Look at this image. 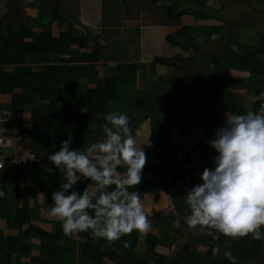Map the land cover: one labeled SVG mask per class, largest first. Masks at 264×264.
<instances>
[{"label":"crops","instance_id":"crops-1","mask_svg":"<svg viewBox=\"0 0 264 264\" xmlns=\"http://www.w3.org/2000/svg\"><path fill=\"white\" fill-rule=\"evenodd\" d=\"M235 2L253 1L0 0V19L6 17L0 48L2 39L16 33L24 35L23 45L44 34L75 40L48 54L16 52L12 46L19 47L21 40L4 49L0 73L24 82L16 83L12 94L0 90V106L14 113L13 104H24L14 113L23 128L9 151L18 167L0 171L5 193L0 197V242L8 241V260L1 259L0 251V264H175L180 254L186 257L179 264L228 260L223 247L221 255L212 256L214 239L199 228L189 229L183 221L174 227L178 217L171 205L179 216L189 214L186 190L213 167L216 153L207 141L223 126L225 113H259L264 107V63L256 62H264V30L246 25L229 33L232 15L226 12ZM248 53L255 56L245 66L231 65L235 55ZM52 69L59 70L53 85L30 76ZM50 90L52 99L63 100L42 122L35 111L50 105ZM14 95L23 98L14 102ZM113 112L128 116L146 164L180 162L183 173L162 183L142 178L138 188L128 189L140 193L152 225L147 235L136 231L112 243L93 239L91 230L65 236L62 221L47 214L60 173L48 159H40L69 137L72 149L86 152L104 139L103 125ZM160 138L174 153L169 162L151 157ZM88 183L82 179L75 188L82 192ZM128 240L133 245L125 248ZM260 240V249L237 264H255L264 257Z\"/></svg>","mask_w":264,"mask_h":264},{"label":"clouds","instance_id":"clouds-1","mask_svg":"<svg viewBox=\"0 0 264 264\" xmlns=\"http://www.w3.org/2000/svg\"><path fill=\"white\" fill-rule=\"evenodd\" d=\"M225 117L223 126L207 141L216 153L213 167L205 168L201 183L186 190L189 214L179 216L171 205L178 217L174 227L180 228L183 221L189 229L199 228L214 240L219 238L216 234L230 240L264 239V112L248 110L246 114L225 113ZM102 130L104 139L86 152L72 149L69 137L48 155L61 183L51 194L47 214L62 221L65 236L91 230L93 239L112 243L133 231L147 235L152 225L140 193L128 190L142 182L146 153L137 145L126 114L110 113ZM82 179L92 183L80 192L75 186ZM4 195L0 191V197ZM123 246L130 247L131 241H124ZM211 251L212 256H219L222 248L217 244ZM223 256L237 264L231 251L223 250Z\"/></svg>","mask_w":264,"mask_h":264},{"label":"trees","instance_id":"trees-1","mask_svg":"<svg viewBox=\"0 0 264 264\" xmlns=\"http://www.w3.org/2000/svg\"><path fill=\"white\" fill-rule=\"evenodd\" d=\"M248 1V0H247ZM252 3H250V6H252L251 4H254V10L257 11L258 6H263L264 7V0H250ZM6 20V17H3L2 19H0V29L4 26V22ZM243 28H241L242 30ZM23 34L21 33H16L12 38L10 39H2L3 40V46L0 48V62L5 60L3 59V52L4 49L9 48V46H12L13 43L20 41L19 47H13V49L16 50V52H20V53H24V54H31L33 52V50L35 49H39L41 50L43 53L48 54L51 53L52 50H56V49H64V48H68L72 43L75 42L74 39H71L69 35L67 34H63L60 35L57 38H53L50 34H44L41 36V38L39 39H33V41L30 44H26L23 45L22 43V38H23ZM253 56H255L254 54L248 53L245 55H238V56H234V60L231 61V65L232 66H236L237 63L240 64V67L242 68L243 66H245V62L247 60L252 61ZM236 59H238V62H236ZM257 63H264V62H260V61H256ZM247 63V62H246ZM236 64V65H235ZM238 64V65H239ZM251 64V63H250ZM251 69H253V67H251ZM254 70V69H253ZM59 70L57 69H52L50 73L48 74H39V73H35V74H30L31 78L34 80V78L40 79V78H44L47 80V82H49V84L53 85V80L52 79ZM260 80V79H259ZM24 80L23 78L18 79V78H14L12 74H7V73H0V90L2 91V93L4 94H12L13 91V87L14 85L23 83ZM52 82V83H51ZM54 91L50 90L49 92V100H50V105L48 106H43L40 110L35 111L38 118L44 122L46 120L49 119L50 115L53 113V109L54 107L57 106V104L59 102H61L63 99L60 100V98H56V99H52L51 96L53 94ZM23 95L20 96H15L14 95V99L13 101L15 102L16 100H19ZM13 102V103H14ZM24 104V101L22 100L21 103L16 102L15 104H13L14 106V110H15V114L16 113V108H20L22 107ZM100 113H103L102 111ZM162 141V143H161ZM53 152H50L48 155L52 154ZM48 155L43 156L40 160L44 161L47 160ZM174 153L169 149V147H167L166 144L163 143V138H160V146L158 148H155L151 151V157L153 159H165L168 162L172 160ZM134 233H136V231H133ZM218 239L214 240L213 242V246H216L217 244H219L221 247L224 248V246L226 244H230L231 247L227 248L224 250H228L231 251L232 255L237 257V260L239 258H246L251 255V250L253 249V244L255 243V240L253 242H248L247 237L241 238V239H236V240H230L227 237H224L222 234H218ZM257 241V240H256ZM261 240H259L258 242V246L261 245ZM6 243H8V241L5 242H0V251L2 253V260H8V249L6 248ZM132 243L131 246L132 247ZM116 257V256H114ZM186 255L185 254H180L177 257V261L175 264H179L182 263L185 259ZM116 260L120 263L121 259L116 257ZM164 260V257H160V262ZM231 264V261L229 260H223L222 263L223 264ZM219 263V262H218Z\"/></svg>","mask_w":264,"mask_h":264},{"label":"built area","instance_id":"built-area-1","mask_svg":"<svg viewBox=\"0 0 264 264\" xmlns=\"http://www.w3.org/2000/svg\"><path fill=\"white\" fill-rule=\"evenodd\" d=\"M264 112V107L259 113ZM23 126L19 118L8 108L0 106V171L4 169H13L18 167L16 160L9 156V151L13 149L17 139L20 136ZM183 169L180 162L165 163L156 161L146 164L142 178L148 182H170L174 176L181 175Z\"/></svg>","mask_w":264,"mask_h":264},{"label":"rangeland","instance_id":"rangeland-1","mask_svg":"<svg viewBox=\"0 0 264 264\" xmlns=\"http://www.w3.org/2000/svg\"><path fill=\"white\" fill-rule=\"evenodd\" d=\"M248 2H251V1L248 0ZM229 5L230 4H228L227 6H229ZM228 11H230L231 12L230 15H232L231 17H229V25H228V26H230L229 27V33L234 34V31H236L239 27L246 26V25H254V26L264 30L263 29L264 28V25H263L264 19H260L263 16V11H264V7L262 5L258 6L257 11L254 12L253 8L250 7V5L245 4V3H241V2H239V3L235 2V4H233V6H231V8L227 10V12H226L227 15L225 14L226 17L229 16ZM208 24L211 25V23H208ZM212 24H214V23H212ZM219 25H221V24H219ZM223 37H225V38L222 39V42L224 41V39H226V35H224ZM230 37H232V36H230ZM262 231L264 232V229H261V232ZM258 242H259V240H257V241L255 240V243L253 244V249L251 250L250 253H256V251L258 249H260L258 246L259 245ZM261 249H264V246ZM258 262L253 261V263H255V264H257V263L258 264H264V257L262 259H258ZM207 264H209V263H207Z\"/></svg>","mask_w":264,"mask_h":264}]
</instances>
